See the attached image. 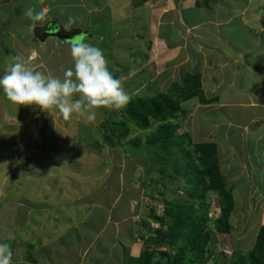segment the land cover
Wrapping results in <instances>:
<instances>
[{"label": "rangeland", "instance_id": "rangeland-1", "mask_svg": "<svg viewBox=\"0 0 264 264\" xmlns=\"http://www.w3.org/2000/svg\"><path fill=\"white\" fill-rule=\"evenodd\" d=\"M137 1L139 0H123L125 3H130V12L135 7L134 2ZM142 1L140 11H135V16L131 20L129 17L120 19L118 16L94 20L92 29H95L96 34L98 32L97 37L100 39L98 41L95 38L97 43L94 42L93 36H87L90 33L88 30L82 29L81 36L87 43L103 50L105 57L107 56L109 70L118 79L123 80L122 85L130 97L144 95L146 91L140 86L141 81L144 84L149 81L154 83L157 76L155 73L139 75L140 69L129 66L125 60L130 50L127 46L121 47L120 51L114 53L115 58H113L107 52V44L115 39L116 35L113 32L116 29L120 30L117 34L124 33L122 29H126L122 43L133 42L129 36L132 34L149 35L148 16L159 9L156 6L160 0ZM241 1L245 2V0ZM61 3L63 1L55 3L52 12L65 15L68 10ZM249 4L255 6L253 2ZM161 5L162 0L158 3V6ZM137 15L139 19L136 20ZM260 30L264 31V26ZM91 32L89 35L94 34L92 30ZM64 35L62 34L63 37ZM26 36L28 33L23 30L18 34V38L22 41ZM81 37L73 36V39ZM27 38L29 40V37ZM53 39L45 38L44 42H41V44L45 43L44 46L40 47V41L35 40L34 37L32 42L35 46L32 54L34 58L36 57V62L44 64L42 69L37 70L62 78L63 72L73 66V61L70 48L67 43L65 44L68 41L56 39L57 41L54 42ZM139 39L141 46H147L149 43L147 37L145 39L140 36ZM161 39L166 41L164 42L166 47L159 45L162 40H156L157 44H152L153 47H159H152L157 55L156 58L150 59L149 56L154 55L150 46L145 53L143 52L145 67L162 66L158 55L164 57L163 48H168L169 42L165 35ZM16 53L18 56H23L21 52ZM13 55L14 53L10 58L15 57ZM139 56L140 53L137 58L134 54L131 60L137 61ZM253 58L259 60L258 54L254 53ZM6 62H9V59ZM186 62L187 70L185 65L178 69L172 82L182 83L185 73H198L200 75L198 90L201 91L206 102H200L197 95L182 101L179 106L185 110V113L174 123L179 124L177 132L190 136L193 143L214 142L218 146L220 172L224 175L227 188H233L234 209L230 216L232 227L229 234L215 232L214 220L218 217L219 211L215 197L211 196L207 227L214 232L213 238L216 241L213 248H216V253L206 264H212L216 257L223 264H229L234 252L240 251L245 254L252 248L259 228L260 213L253 211L259 197L250 193L254 190L260 193L264 189L262 164L264 150L254 137V134L263 131L264 120L260 117L254 119L250 117L257 109L239 107L237 104L250 101L262 102L260 92L264 94V89L259 92L260 84L251 81L255 74L251 73L247 76L249 70L241 68L238 71L232 70L227 68L226 64L221 65L217 59L213 61L212 58L204 59L199 63L192 60ZM127 66L131 69L129 74L128 72L121 74L123 68ZM232 71L235 76L232 75ZM166 72L161 69L160 77L163 81H159L162 90L165 91L171 85L167 81ZM1 74L5 73L1 71ZM122 116L123 108L100 109L93 122H88L86 117L76 114L73 119L65 121L56 112L48 114L35 106L13 105L0 90V147L2 148L0 169H5L0 171V243L10 244L14 252L13 264H25L24 262L51 264V260L57 264H70L72 257L65 251V242H72L74 238L69 239L70 237L65 238L61 235L70 217L72 219L69 224L73 225L70 227L66 225V230L74 227L77 230L78 225V229L83 226L84 221L81 217L87 212L82 206L87 201H92L96 208L103 206L102 212L106 213V215L101 212L96 213L93 209L89 216L99 219L106 216V225L101 229L100 235L108 237L109 241L114 243L111 245L113 252L120 256L117 261L114 258L111 264H124L127 255L138 256L143 246V239L140 236L149 234L148 229L140 225V221H146L152 230L160 228L149 219L148 213L152 209L154 214L161 215L165 206L164 200L177 199L180 196L173 190L176 182L168 179L167 173H159L157 161L148 152L145 145L146 136L152 129L140 131L130 123L131 131L128 137L115 139L116 146L109 144L104 137L106 125H103V122L111 117L121 120ZM245 126L249 128L248 132ZM258 126L261 127L257 129ZM112 127L113 125L111 130ZM113 133L114 136L118 134L114 129ZM137 136L142 137L143 140L138 147V157L135 158L124 146ZM179 142H182V139ZM6 147L8 149H5ZM229 150L230 153L227 152ZM4 151H7L6 154ZM158 155L160 158L163 154L159 152ZM241 163L245 164L243 169L240 168ZM161 179L164 181H160ZM162 182H165L166 187L161 186ZM156 191L162 192L163 196H159ZM75 219L77 224L74 223ZM161 229L165 231L166 226ZM50 236L57 238L53 239ZM158 246L154 247L156 251L152 256L151 264H166V257H160L158 254L165 248ZM22 254L27 260L20 259L23 257H20ZM77 262L78 260L75 264Z\"/></svg>", "mask_w": 264, "mask_h": 264}, {"label": "crops", "instance_id": "crops-1", "mask_svg": "<svg viewBox=\"0 0 264 264\" xmlns=\"http://www.w3.org/2000/svg\"><path fill=\"white\" fill-rule=\"evenodd\" d=\"M59 1H63L61 4L68 10L65 15L52 12L55 3ZM160 1L157 2L156 6L159 9L153 11L152 14L148 16L150 22V26H148V36L132 34L129 36H131L133 42L126 41L122 43V36L126 35L124 34L126 33V29H122L124 33L121 32L120 34H117V31L120 32V30H114L113 33L116 35L115 39H112V41L107 44V52L111 57L115 56L114 53L120 51L122 49L121 47L127 46L130 50H128L129 54H127L125 60H127L126 63H128L129 66L140 69V71L145 69L153 71L156 76H161V69H163L167 71V81L170 84L178 83L172 82V80L176 76V71L184 65L187 70L186 61L192 60L199 63L204 59L211 60L212 58L213 61L217 59L221 65L226 64L227 68L232 70L236 69V71H238L240 68L249 70L247 76L251 73L255 74V77L251 81L260 84L259 92L262 88L264 89V31L260 30V28L264 26V0H245V2L241 0H162L161 7L158 6ZM250 2L255 3V6L250 5ZM134 4L135 7L130 12V3H125L123 0H56V2H53V0H0V76H2L1 71H3L4 74L12 63L13 59L10 58L11 55L14 53L15 56H18L16 52H21L20 54H23L22 57L27 62L28 66L34 69H42L44 67L43 62H36V57L34 58L32 54L33 46H35V43L32 42L34 41V37L35 40L40 41V47L44 46L45 43L41 44L44 40L41 41L39 39L41 35H44V30L49 29L51 31L57 27L64 28L69 18L72 17L75 19V23L72 25L71 29H80V34H82V29L88 30L90 33H92V30L94 34L89 35L90 33H88L87 36H93L94 42L97 43L95 38L98 39V32L96 34L95 29H92V22L94 20L113 18L115 16H118L120 19L129 17L131 20V18L135 16V11H140L139 8L143 5V1L139 0L134 2ZM29 6H35L37 10H45L48 19L44 22H37L34 28L30 27L31 21L23 14L24 10ZM137 19H139L138 15L136 17V20ZM115 21L117 20H114V22ZM36 29L40 30L39 36L36 34ZM21 30L28 33V36H26L23 41L21 38H18V34ZM162 33V36L165 35L168 37L169 42V44H167L168 48H163L164 57L158 55L159 61L161 60L162 62V66L158 68L145 67L146 64L143 65L145 60L144 53L150 46L151 52L154 55L149 57L150 59L156 58L157 55H155V50H153V48L159 47H153L152 44H157L156 40H162ZM140 36L149 39L147 46H141L139 44ZM27 37H29V40ZM52 38H54V42L58 40L57 37ZM98 41H100V39H98ZM162 41L163 42H160L159 45L161 47H166V41ZM66 43L67 42H65V44ZM66 45L70 48V43ZM22 51L25 53H22ZM139 53L140 56L137 61L131 60V56L135 54L137 58ZM254 53L258 54L259 60L257 58L252 59ZM244 57H246V59H243ZM8 59L9 62H6ZM126 68L129 67L127 66L123 69ZM130 70L131 69L127 71L128 74ZM123 73L124 72L121 71V74ZM232 75L235 76L233 71ZM258 78L259 82L257 81ZM260 95L263 99L262 102L250 101L237 105H239V107L257 109L250 117L253 119L260 117L264 120V94L260 92ZM260 127L261 126H258L256 128L259 129ZM244 128H247V132L249 131L247 126ZM259 131H261V129ZM254 137L256 142L261 143L264 150V128L262 132L254 134ZM1 149L0 147V150ZM5 149L8 148L6 147ZM4 152V154H6L7 151ZM251 194H254V196L258 195L259 197L256 200L253 211L255 210L257 214L260 213L258 219V226L260 227L264 224V189L260 193L254 190L250 195ZM82 208L86 209L87 212L81 217L82 221H84L83 226L78 229V225L77 230L76 227L66 230V225L70 227L73 224H69L72 217H70L68 221L65 219L67 224L64 227L65 231L61 235V237L65 238L70 237L69 239L74 238L72 242H65V251L72 257L70 264H75L76 260H78L76 264H111L114 258L116 261L119 260L120 256L116 253L114 254L113 247H111L114 243L110 242L108 237L100 235L101 229L106 225V216L101 217V219L98 217L90 218L91 216H89L93 209L96 210V213L101 212L103 215H106V213L102 212L104 210L103 206L96 208V205H93L92 201H87ZM55 209L56 208H54V210ZM56 211L60 210L56 209ZM75 221L74 223L77 224L76 219ZM50 237L53 239L57 238V236ZM22 256L23 254L20 257ZM20 259H22V261L27 260L24 259V256ZM50 262H52L51 264H57L54 260ZM24 263L26 264V262Z\"/></svg>", "mask_w": 264, "mask_h": 264}, {"label": "trees", "instance_id": "trees-1", "mask_svg": "<svg viewBox=\"0 0 264 264\" xmlns=\"http://www.w3.org/2000/svg\"><path fill=\"white\" fill-rule=\"evenodd\" d=\"M47 31L50 30H44ZM51 31L58 32L61 37L65 34L67 43H71L73 36H82L80 29L75 28L66 31L57 27ZM36 34L40 35L39 29H36ZM127 69L129 70L126 68L122 72L126 73ZM138 73L143 76L147 73L154 74L146 69ZM185 74L182 83H171L166 91L158 85L159 81H163L159 75L154 79V83L149 81L144 84L141 81L140 86L144 87L143 91L146 93L131 97L129 103L123 107L121 120L111 117L103 122V125H106L104 137L112 146L117 145L115 139L128 137L131 124L140 131L152 129L146 136L145 145L148 152L157 161L159 173H167V178L176 182L173 190L180 194L177 199L164 200L165 206L161 215L154 214L152 209L148 213L149 219L160 228L152 230L146 221H140V225L147 228L149 234L140 236L143 239L140 253L135 257L125 256L124 264H151L156 245L165 248L159 250L158 254L160 257H166V264H206L216 253V248H213L216 241L213 238L214 232L207 227L211 196L215 197L219 210L218 217L214 220V231L227 235L232 227L230 216L234 209L233 188H227L224 175L220 172L218 146L214 142L192 143L185 134L177 132L178 127L174 123L185 113L179 106L182 101L197 95L200 102H206L198 90L200 75ZM257 81L259 82V78ZM111 125L118 132L116 136L113 129L111 130ZM181 139L182 142H179ZM142 140L140 136L134 137L124 147L137 158ZM159 152L163 154L160 158ZM164 185L165 182H162L161 186L166 187ZM156 192L163 196L162 192ZM163 226H166L165 231L161 229ZM251 247L245 254L234 252L229 264H264V224L258 228ZM212 264L223 263L216 257Z\"/></svg>", "mask_w": 264, "mask_h": 264}, {"label": "clouds", "instance_id": "clouds-1", "mask_svg": "<svg viewBox=\"0 0 264 264\" xmlns=\"http://www.w3.org/2000/svg\"><path fill=\"white\" fill-rule=\"evenodd\" d=\"M23 14L33 28L37 22L48 19L46 11L35 6L27 7ZM74 23L75 19L70 17L65 30L70 31ZM70 54L73 66L63 72L62 78L28 66L21 56L13 57L5 74L0 76V90L13 105L35 106L48 114L56 112L65 121L76 114L93 122L98 110H118L129 103L131 97L122 81L109 70L102 49L81 37L71 41ZM186 137L192 142L190 136ZM244 166L241 163L240 168ZM13 256L10 244L0 243V264H13Z\"/></svg>", "mask_w": 264, "mask_h": 264}, {"label": "water", "instance_id": "water-1", "mask_svg": "<svg viewBox=\"0 0 264 264\" xmlns=\"http://www.w3.org/2000/svg\"><path fill=\"white\" fill-rule=\"evenodd\" d=\"M44 36V37H43ZM41 35L40 37H39V39L41 40V41H43L46 37H57V38H59V39H65V37H61L58 33H56V32H54V31H47V32H45V35Z\"/></svg>", "mask_w": 264, "mask_h": 264}]
</instances>
